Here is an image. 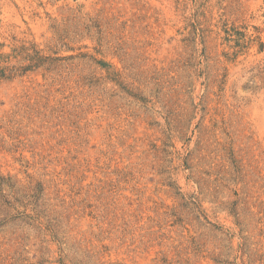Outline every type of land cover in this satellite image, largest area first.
<instances>
[{"label":"rangeland","instance_id":"374dc122","mask_svg":"<svg viewBox=\"0 0 264 264\" xmlns=\"http://www.w3.org/2000/svg\"><path fill=\"white\" fill-rule=\"evenodd\" d=\"M0 264H264V0H0Z\"/></svg>","mask_w":264,"mask_h":264}]
</instances>
